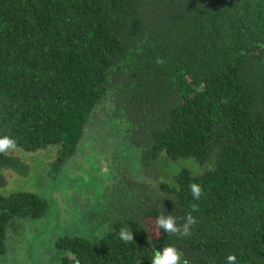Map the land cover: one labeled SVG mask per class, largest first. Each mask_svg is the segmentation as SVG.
Here are the masks:
<instances>
[{
	"label": "trees",
	"instance_id": "1",
	"mask_svg": "<svg viewBox=\"0 0 264 264\" xmlns=\"http://www.w3.org/2000/svg\"><path fill=\"white\" fill-rule=\"evenodd\" d=\"M17 243L11 264H264V0H0Z\"/></svg>",
	"mask_w": 264,
	"mask_h": 264
},
{
	"label": "rangeland",
	"instance_id": "2",
	"mask_svg": "<svg viewBox=\"0 0 264 264\" xmlns=\"http://www.w3.org/2000/svg\"><path fill=\"white\" fill-rule=\"evenodd\" d=\"M6 148H7L8 152H10V153L14 152L15 155H18V147L14 146V145H6ZM40 150H37V151H40ZM52 150H53V148L47 149V151L50 152V153H53ZM33 153L34 152H32V154ZM95 161L99 162L100 159L96 158ZM75 171L76 172H80V169L77 168ZM4 177H5V179L8 180L7 185H6L8 188H11V187H14V186L18 185V179H16V178H18V173H16L15 171L6 170L4 172ZM77 188H78L77 190H74V189L72 190V195H74V193H79L80 192L81 186L77 187ZM69 192L70 191H69L68 187L59 190L60 196H58L57 199L59 201H61V203L63 205H64L65 201L68 200L66 198V195ZM147 222H148L152 232L155 233V235H159V234L163 233V232H161V225H160L159 215H158L157 212H152V213L148 214L147 215ZM166 237H167V235L166 236L164 235V238L162 240L163 242H161V244L159 246L160 250L166 249V246H167V240H165V239H167ZM36 242H37V244H40V245H50V242L49 241H45L42 236L38 237L36 239ZM49 253H50V255H52L54 252H53V250H51ZM42 254H43V256H47V252H45V251L44 252L42 251ZM14 259L18 260V243L13 246V248L11 249L10 254H7V253H2L1 254L0 253V264H11ZM37 259H38V257H37ZM174 259H175L176 264H179L181 262L182 256L175 254ZM38 264H44V261L39 258Z\"/></svg>",
	"mask_w": 264,
	"mask_h": 264
}]
</instances>
